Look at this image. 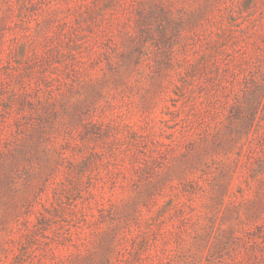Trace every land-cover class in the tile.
Segmentation results:
<instances>
[{"label":"rangeland","instance_id":"1","mask_svg":"<svg viewBox=\"0 0 264 264\" xmlns=\"http://www.w3.org/2000/svg\"><path fill=\"white\" fill-rule=\"evenodd\" d=\"M0 264H264V0H0Z\"/></svg>","mask_w":264,"mask_h":264},{"label":"trees","instance_id":"2","mask_svg":"<svg viewBox=\"0 0 264 264\" xmlns=\"http://www.w3.org/2000/svg\"><path fill=\"white\" fill-rule=\"evenodd\" d=\"M70 255H73V254H70ZM75 256V255H74ZM76 257V256H75ZM64 261V260H63Z\"/></svg>","mask_w":264,"mask_h":264}]
</instances>
